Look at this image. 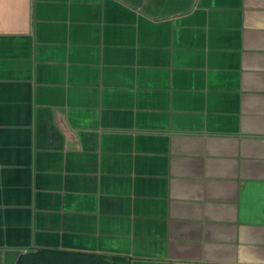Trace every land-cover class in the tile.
<instances>
[{
  "label": "crops",
  "instance_id": "0c3cea01",
  "mask_svg": "<svg viewBox=\"0 0 264 264\" xmlns=\"http://www.w3.org/2000/svg\"><path fill=\"white\" fill-rule=\"evenodd\" d=\"M264 259V0H0V264Z\"/></svg>",
  "mask_w": 264,
  "mask_h": 264
},
{
  "label": "trees",
  "instance_id": "16d2710c",
  "mask_svg": "<svg viewBox=\"0 0 264 264\" xmlns=\"http://www.w3.org/2000/svg\"><path fill=\"white\" fill-rule=\"evenodd\" d=\"M16 264H131L121 255L40 247L23 253Z\"/></svg>",
  "mask_w": 264,
  "mask_h": 264
},
{
  "label": "clouds",
  "instance_id": "9594fccd",
  "mask_svg": "<svg viewBox=\"0 0 264 264\" xmlns=\"http://www.w3.org/2000/svg\"><path fill=\"white\" fill-rule=\"evenodd\" d=\"M240 242L243 247L239 255V264H264V259H261L253 253L251 246L255 241L247 231L240 233Z\"/></svg>",
  "mask_w": 264,
  "mask_h": 264
}]
</instances>
